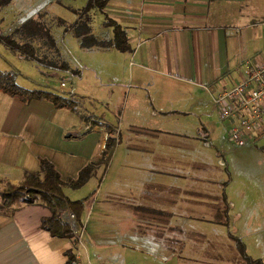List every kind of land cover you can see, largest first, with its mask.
I'll return each instance as SVG.
<instances>
[{"label": "crops", "instance_id": "obj_1", "mask_svg": "<svg viewBox=\"0 0 264 264\" xmlns=\"http://www.w3.org/2000/svg\"><path fill=\"white\" fill-rule=\"evenodd\" d=\"M12 2L0 7L1 33H12L28 19L41 22L49 28L60 60L46 10L52 18L55 6L70 12V19L58 23L64 32L86 0L77 7L66 0H38L16 20L10 18ZM95 14L108 30L100 37L92 30ZM89 17L97 40L112 38L111 27L104 25L107 18L125 32L129 51H118L122 55L114 68L119 105L78 95L87 99L88 107L79 110L75 104L69 110L0 92V189L4 183H17L23 172L36 171L40 158L48 160L62 180L74 178L99 157L109 138L115 140L111 158L105 168L97 165L81 186L62 188L70 199L86 197L82 224H75V242L49 233L42 222L50 212L39 201L0 205V264H64L68 250H73L76 264H118L115 255L127 253L141 236L154 247L151 254H164L156 261L205 264L188 254L227 248L242 212L233 207V175L224 157L231 142L226 139L228 121L211 124L217 140L210 144V108L217 113L212 97L241 79L246 66L264 64V0H107L101 11L91 9ZM65 32L72 34L69 27ZM31 42L39 46L41 40ZM93 48L100 47L85 49ZM104 111L117 124H107ZM82 114L98 117V124H87ZM174 120L195 127L188 132L163 128ZM209 145L213 150L207 154ZM240 146L255 148L256 160L251 161L264 167V131L247 135ZM78 190L81 194L75 196ZM69 213L61 214L66 222ZM215 217H227V224ZM88 222L95 229L88 228ZM126 237L134 241L132 246L120 242ZM132 251L140 255L145 250Z\"/></svg>", "mask_w": 264, "mask_h": 264}, {"label": "rangeland", "instance_id": "obj_2", "mask_svg": "<svg viewBox=\"0 0 264 264\" xmlns=\"http://www.w3.org/2000/svg\"><path fill=\"white\" fill-rule=\"evenodd\" d=\"M37 1L38 0H13L12 7L14 10H12L10 18H15L14 20H16V18L26 14L25 10ZM66 1L74 7L82 4V0ZM53 9H55L54 13H52L54 18L47 14L49 8L46 10V24L50 25L52 34L56 39L57 48L61 54L60 61H64L67 64L68 70L50 68L44 65L38 66L35 62L27 60L19 56L16 52L5 48L1 43L0 70L15 73L14 81L21 87L27 89H42L52 91L62 96H71L79 110L80 108L83 109V107H88V103L86 104L87 99L84 96L88 98L93 96L99 101L105 100L109 106L116 108L119 105L117 100L120 95L117 91L118 87L113 84L118 78L117 72H114V68L117 65L118 58L122 54L115 49L81 48L78 44V40L71 33L63 32L61 25L57 22L58 18L63 20L70 19L72 17L70 12L56 6L53 7ZM95 15L96 17L93 20L92 30L96 37H100L104 33L107 34L108 30L102 28L100 23L101 17L97 14ZM39 19L41 20V17ZM109 36H111V32ZM127 66L128 61L126 60L124 65H120L119 68L123 71ZM122 71H119V76ZM119 80L121 81V77ZM108 92H110L111 95H108ZM74 93L76 95L73 97ZM78 95L84 96L81 99V96ZM98 111H101L100 107ZM104 112L105 114L102 118L106 123L109 120L114 125L117 124L118 121L109 111ZM209 112H211L209 115L210 123H208L207 127L210 131V144L214 146L217 136L216 133L212 131L211 124L222 125L220 123L222 121H220L221 119L218 117V112H214L212 107ZM81 116L82 119H86L85 121L89 125L93 120H98V117L93 115L85 116V114H82ZM188 124L189 123L177 122L174 120L171 122L168 121L166 125H163V128L188 132L195 127ZM119 126L120 124H118V127ZM113 132L116 134L115 130ZM226 139H230L228 133ZM205 149V153L207 154L213 150L211 146ZM254 149L255 148L250 146H238L231 140L229 148L224 150L225 163L228 170H230L233 175L232 190H234V194L231 192L233 207L235 209L241 208L242 211L236 225L232 222V224L237 227L234 235H240L242 238L229 234V236L233 237L230 238L232 241L227 245V248L221 249V247H214L211 249L210 254H196L190 252L188 254L190 259L191 257L193 259L201 258L207 261L205 264H220L221 262L226 264H248L239 255V249L235 242V239H239V241H243H241L242 244L245 243V247L243 244V251L250 259H259L260 262H264V167L261 168L260 166H256V164L251 161V158L256 160V156H252V153H256ZM236 190L240 194H238ZM74 193H76L75 196L81 194L80 190ZM0 205H2L1 201ZM67 223L73 226V230L76 229L73 220L71 222L67 221ZM88 228L95 229L94 223L88 222ZM142 233L148 234L146 231H142ZM141 239L142 240L138 239L135 244H133L134 241L129 237H126L125 240L119 239L121 243L130 244L131 246L133 244L134 246H132L133 248L125 250L127 253L121 250V253L115 255L119 258L118 264H202L200 262H189L187 260H177L175 258L171 261H156L154 259L156 256L161 258L164 254L161 253L162 255L159 254L156 256L151 254L154 247L148 241L146 242L145 237L141 236ZM110 240L114 241L116 239ZM137 246H140L142 249ZM132 250L145 251H142L139 255ZM95 263L102 264L99 261Z\"/></svg>", "mask_w": 264, "mask_h": 264}, {"label": "trees", "instance_id": "obj_3", "mask_svg": "<svg viewBox=\"0 0 264 264\" xmlns=\"http://www.w3.org/2000/svg\"><path fill=\"white\" fill-rule=\"evenodd\" d=\"M10 0H0V7L7 4ZM107 0H86L83 6L76 11L74 21L64 27V32L70 28L72 34L78 38L80 47H113L119 52H128L129 45L124 30L112 19L107 18L104 25L111 27L112 38L110 40H97L90 32L88 22L90 21L89 11L93 8L101 11ZM60 19L57 22L60 23ZM41 40L39 46L33 45L32 40ZM0 43L7 49L16 52L19 56L31 60L36 65H44L50 68L68 70L64 61L56 59L58 55L49 28L41 22L28 19L20 26L15 28L10 34H2L0 31ZM43 49L45 52L39 53ZM42 52V51H40ZM55 54L48 57V53ZM14 74L11 71L0 70V92L15 97L20 101L46 100L55 108H65L73 110L75 101L70 96H62L52 91L42 89H27L19 86L14 81ZM86 120V119H84ZM92 124H98L95 119ZM104 128L112 132L109 125ZM115 140H106L104 149L96 160L86 163L79 169L74 178L62 180L53 165L46 159H38L37 170L34 172H23L20 180L15 183H4L0 189V201L3 205H16L39 201L44 204L50 214L42 222L43 226L53 236L70 238L76 241L74 230L70 224L62 219L61 214L70 211L75 224L80 227L82 224L81 216L83 213V202L86 197L70 199L64 195L62 188L67 185L72 188L81 186L95 171L97 165L103 168L109 162ZM227 205L222 211L226 215ZM217 223L227 224V217H215ZM230 238L233 236H229ZM239 249L240 257L248 264H261L259 259H250L243 251V244L239 239H235ZM64 264H76L73 250L65 252Z\"/></svg>", "mask_w": 264, "mask_h": 264}, {"label": "built area", "instance_id": "obj_4", "mask_svg": "<svg viewBox=\"0 0 264 264\" xmlns=\"http://www.w3.org/2000/svg\"><path fill=\"white\" fill-rule=\"evenodd\" d=\"M212 100L219 119L230 123L228 136L237 145H243L247 135L264 131V64L246 66L242 78L218 90Z\"/></svg>", "mask_w": 264, "mask_h": 264}]
</instances>
